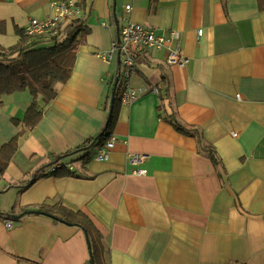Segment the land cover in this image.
I'll use <instances>...</instances> for the list:
<instances>
[{
  "label": "crops",
  "instance_id": "obj_1",
  "mask_svg": "<svg viewBox=\"0 0 264 264\" xmlns=\"http://www.w3.org/2000/svg\"><path fill=\"white\" fill-rule=\"evenodd\" d=\"M57 1L0 0V45L16 43L15 27L50 16ZM70 1L88 32L57 95L47 104L38 97L42 116L20 135L0 179V189L11 184L0 211L13 214L0 215V264L87 263L80 228L20 213L41 203L85 212L108 264H264V0ZM126 20L174 29L189 62L167 64L164 51L140 55L130 84L158 91L118 103L108 159L94 158L103 144L95 143L66 160L74 174L41 177L18 193L13 183L104 127L119 64L95 52L110 49ZM31 100L27 90L2 97L0 145L20 131L11 118L22 119ZM172 119L202 131L218 167ZM131 153L147 155L138 165L144 175L132 173Z\"/></svg>",
  "mask_w": 264,
  "mask_h": 264
},
{
  "label": "trees",
  "instance_id": "obj_2",
  "mask_svg": "<svg viewBox=\"0 0 264 264\" xmlns=\"http://www.w3.org/2000/svg\"><path fill=\"white\" fill-rule=\"evenodd\" d=\"M85 0H79L84 3ZM15 32L19 36L16 43L10 46L0 45V105L2 97L17 91L27 90L32 97L22 119L11 118L12 123L22 127L18 133L8 141L0 145V179L6 167L18 148V140L21 134L34 128L40 120L43 107L38 102V97L44 104H47L57 95L56 86L68 80L73 69L76 48L84 40L88 28L81 19H71L60 24L55 33L45 32L41 34H27L24 28L15 27ZM119 98L117 89L112 103L110 115L104 127L93 137L87 139L81 145L69 149L65 152L50 155L49 160L34 170L30 176L12 184L18 188V193L26 190L34 181L46 176H65L74 174L64 166L51 170L53 164L59 162H70L71 156L78 152H85L95 143H104L111 135L116 121ZM174 127L183 134L193 136L196 139L198 150L206 153L213 164L218 167L219 161L215 155V150L207 143L202 135V131L194 126L181 122L178 119L169 120ZM11 184H7L0 189V194L7 190ZM47 215L56 222H63L80 228L86 238L88 247V260L86 264H108L106 247L102 240L100 229L94 224L91 218L81 210H73L62 204L41 203L36 209L21 208L20 213H34ZM42 212V213H41ZM12 211L0 215L8 214L11 217ZM18 213L15 215L19 216ZM36 213V212H35Z\"/></svg>",
  "mask_w": 264,
  "mask_h": 264
},
{
  "label": "built area",
  "instance_id": "obj_3",
  "mask_svg": "<svg viewBox=\"0 0 264 264\" xmlns=\"http://www.w3.org/2000/svg\"><path fill=\"white\" fill-rule=\"evenodd\" d=\"M52 14L44 19L31 17L24 31L27 34H41L45 32L55 33L60 24L68 19L79 18L80 11L77 4L73 1L61 0L51 3ZM126 10L130 5L125 6ZM106 25L105 23H102ZM178 33L174 29L158 32L155 28L137 22L126 20L118 28L116 39L111 43L107 51H97L95 55L106 63L117 60L119 69L116 70L112 77V82L118 78L117 92L119 102L123 105H130L136 99L140 98L147 90L157 92L156 87L146 88L144 86H133L130 84V76L136 69V60L149 50L164 51L166 53L165 62L170 65L183 66L189 62V58L183 54L182 47L176 42ZM112 82L110 84H112ZM239 98V94L236 95ZM116 139L111 134L108 139L98 147L97 154L94 156L97 160H107L109 152L113 148ZM147 155L141 153L128 154V163L134 166L133 174L144 175L146 170L138 165L142 164ZM64 166L73 170L70 162L55 163L50 168L55 170ZM7 228L12 227V220L4 219Z\"/></svg>",
  "mask_w": 264,
  "mask_h": 264
},
{
  "label": "water",
  "instance_id": "obj_4",
  "mask_svg": "<svg viewBox=\"0 0 264 264\" xmlns=\"http://www.w3.org/2000/svg\"><path fill=\"white\" fill-rule=\"evenodd\" d=\"M117 82H118V78H115L114 80V83H113V86H112V91H111V104H110V109H109V112H108V116L110 115L111 113V109H112V103H113V100H114V96H115V92H116V87H117ZM34 213H40V211H33ZM30 213V212H29ZM42 213V212H41ZM44 214V213H43Z\"/></svg>",
  "mask_w": 264,
  "mask_h": 264
}]
</instances>
